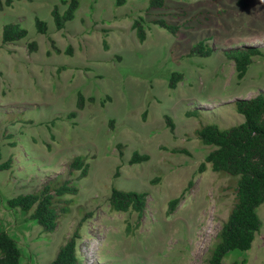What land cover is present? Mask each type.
<instances>
[{
  "label": "rangeland",
  "instance_id": "obj_1",
  "mask_svg": "<svg viewBox=\"0 0 264 264\" xmlns=\"http://www.w3.org/2000/svg\"><path fill=\"white\" fill-rule=\"evenodd\" d=\"M62 1L71 0H13L0 11V165L11 162L0 171V231L17 243L20 264H50L92 214L77 244L80 264H207L234 206L237 178L209 165L200 172L213 148L195 131L241 124L235 103L264 95V0H164L161 9H149L150 0H78L75 19L57 30L51 12L58 6L63 13ZM35 19L46 23L45 34ZM135 20L145 29L143 43ZM7 24H19L26 38L4 44ZM201 41L211 56L189 57ZM246 47L263 56L238 81L224 53ZM173 73L182 80L170 89ZM135 153L149 160L131 164ZM77 157L89 164L82 179L80 171L68 175ZM65 180L78 194L61 198L69 210L53 233L7 205ZM113 188L147 193L143 216L111 211ZM258 215L251 248L223 264H264V204Z\"/></svg>",
  "mask_w": 264,
  "mask_h": 264
},
{
  "label": "trees",
  "instance_id": "obj_2",
  "mask_svg": "<svg viewBox=\"0 0 264 264\" xmlns=\"http://www.w3.org/2000/svg\"><path fill=\"white\" fill-rule=\"evenodd\" d=\"M12 2L13 0H6L3 5L0 1V11L4 6L11 7ZM62 4L66 6L63 13H60L58 6L51 12L57 30L64 29L67 22L75 19V13L79 7L78 0L62 1ZM148 7L161 9L164 7V0H150ZM156 24L171 34L175 35L178 32L177 27L168 25L164 21H157ZM35 26L40 34L46 33L45 22L35 19ZM132 29L138 41L145 42L146 32L139 20L133 22ZM26 36L27 31L19 24H7L2 29L4 44L23 40ZM30 48L31 51H35L36 44H32ZM57 52L60 53L59 50ZM211 54L212 49L205 41H201L192 46L188 56L208 58ZM224 56L234 63L236 78L241 81L246 76L253 59L262 57L263 52L259 48L246 47L226 51ZM181 80V74L173 73L169 88L175 89ZM76 106L78 110L84 108V99L81 94L78 95ZM235 110L243 117L241 124L227 129H221L215 124H207L195 131V136L202 145L213 148L202 163L200 172L209 165L215 173L237 178L234 188V206L217 235V241L209 253L207 264H223L231 254L249 250L262 225L258 209L264 204V95L237 101ZM75 115L76 113L72 114L73 117ZM166 120L170 123L168 118ZM170 127H173L171 123ZM148 160V156L140 157L135 153L130 163L137 164ZM10 166L11 162L8 161L0 165V171L7 170ZM77 171L81 173L80 179L88 175L89 164L83 157H77L71 161L68 175L72 176ZM191 186L192 183H190ZM77 194L78 187L71 180H65L48 183L36 193L9 199L7 205L11 209L29 215V218L39 225L44 233L50 234L56 230L61 214L69 210L68 205L62 206L64 203L61 198ZM147 197V193L126 192L113 188L108 202L113 212H134L141 218L146 209ZM179 201L175 199L169 203L170 212L176 209ZM92 216L87 214L81 219L72 236L59 248L50 264H80L77 244L81 240V230L85 222ZM21 257L17 243L5 231H0V264H20Z\"/></svg>",
  "mask_w": 264,
  "mask_h": 264
}]
</instances>
